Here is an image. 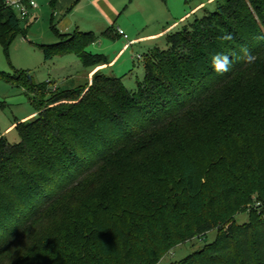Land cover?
<instances>
[{"label":"trees","instance_id":"16d2710c","mask_svg":"<svg viewBox=\"0 0 264 264\" xmlns=\"http://www.w3.org/2000/svg\"><path fill=\"white\" fill-rule=\"evenodd\" d=\"M54 29L59 41L40 46L46 60L110 64L87 51L93 32ZM21 34L0 0V42L8 48ZM165 38L168 49L141 56L136 92L102 70L85 89L16 79L36 116L16 122L19 142L0 134L1 264H156L213 231V242L173 264H264V0H221ZM197 146L211 157L198 158ZM213 173L222 182L207 198ZM254 195L260 214L238 223ZM206 208L221 218H204ZM50 216L55 224L26 252L2 257Z\"/></svg>","mask_w":264,"mask_h":264},{"label":"rangeland","instance_id":"374dc122","mask_svg":"<svg viewBox=\"0 0 264 264\" xmlns=\"http://www.w3.org/2000/svg\"><path fill=\"white\" fill-rule=\"evenodd\" d=\"M38 7L30 9L29 17L24 20L21 16L22 34L17 37L7 48L0 42V134L6 136L11 143L20 140L18 132L13 129L5 132L15 122H21L24 118L34 113L29 94L17 86L16 79L21 74L23 78L28 77L36 84L51 81L62 87L87 88L91 85L94 75L98 71L85 69L80 59L73 55H59L52 60H46L41 45H52L58 42V35L54 27L61 28L60 24L65 18H70L76 22L81 31H92L95 35V42L87 51L91 54L105 55L111 62L125 46V44L135 38H144L152 34L163 32L164 29L171 28L170 32L181 30L194 23L197 18H203L208 13L216 9L217 3L221 0H105L106 4H113L118 8V15L112 17L107 11H100L91 0H80L79 3H72L69 10L61 13L58 4L61 0H34ZM55 3V4H54ZM73 5V6H72ZM104 10V9H103ZM124 29V36L113 40L109 37V29L115 32L118 27ZM72 29L71 32L75 30ZM62 33L60 30H58ZM166 36L154 39H141L136 42L130 50L123 53L120 61H116L107 69H103L107 75L123 77L124 84L130 91H138V82H142L145 75L143 65L144 56L159 48L168 49ZM31 117L30 119L34 118ZM196 156L200 159L210 158L208 150L201 146L196 147ZM210 185L206 189V196L212 197L215 193L212 188L221 184L222 177L217 173L210 176ZM253 196V202L245 204L237 210L234 216L238 223L246 224L252 222L260 212L256 205L259 199ZM130 200V209L141 212L142 209L133 205ZM134 206V208H132ZM209 218L215 215V219H220V212L210 211ZM37 222V221H36ZM36 227L27 235L21 244L5 252L4 256L9 262L14 261L19 254L26 252L32 241L48 232L49 228L55 224L52 216L43 220H38ZM38 230V231H37ZM217 237V232L209 234L206 242L193 239L179 242L172 246V249L163 253L156 264H173L179 262L195 251L211 243ZM29 238V239H28ZM155 244L165 247L163 240L154 241ZM145 247L142 245L140 250ZM1 262L6 263L4 260Z\"/></svg>","mask_w":264,"mask_h":264},{"label":"crops","instance_id":"0c3cea01","mask_svg":"<svg viewBox=\"0 0 264 264\" xmlns=\"http://www.w3.org/2000/svg\"><path fill=\"white\" fill-rule=\"evenodd\" d=\"M54 1H56V0H54ZM74 1L75 0H61L59 2V4H58V7L61 10V13L66 11V9H68L69 6H71L72 3L74 4ZM76 1H75V3H76ZM91 1L96 4V6L98 7V9L100 11H107L106 13H109V15H111V16L113 15L112 17L118 15V8H116V6H114L112 3L111 4H106V3H104L105 0H91ZM118 1H121V0H118ZM79 2H80V0L78 1V3ZM60 27L61 28H59L58 30H60L62 32L61 34H73L75 32H84V33L92 32V31H81L80 27L76 25V22H74V20H72L70 18H65L61 22ZM74 27H76L75 30L73 32H71ZM171 28H172V26L170 28L164 29L163 32H159L158 34H152V35L146 36L144 38H139L138 37V38L131 39V40H129L127 38L126 40H129V41L125 44L124 48L116 56H114L115 57L114 60H112L110 62V64H108V65H104V66H100V67L96 68L95 71L107 69L111 65L116 63V61H120V59L122 58L123 53L125 51H127V50H130L131 47L134 46L135 43L140 41L141 39H154V38H157V37H161L162 38V37L166 36L170 32ZM118 30L124 31V29H121L120 26L118 27ZM115 34L118 35V31L115 30ZM58 41H59V39H58ZM33 116H36V115L32 114V115L24 118L21 122L30 120V118L33 117ZM15 127H16V122L12 124V126L5 132V134L8 133L9 131L15 129Z\"/></svg>","mask_w":264,"mask_h":264},{"label":"built area","instance_id":"2783aa9c","mask_svg":"<svg viewBox=\"0 0 264 264\" xmlns=\"http://www.w3.org/2000/svg\"><path fill=\"white\" fill-rule=\"evenodd\" d=\"M6 4L12 7L22 19L29 17L30 9L37 8L38 5L34 0H5ZM119 33L127 39V35L122 30ZM141 58V56H139Z\"/></svg>","mask_w":264,"mask_h":264},{"label":"clouds","instance_id":"9594fccd","mask_svg":"<svg viewBox=\"0 0 264 264\" xmlns=\"http://www.w3.org/2000/svg\"><path fill=\"white\" fill-rule=\"evenodd\" d=\"M225 59L227 60V57H225ZM215 60H216V58L214 57V65H215ZM221 67H227V64H225V65H221Z\"/></svg>","mask_w":264,"mask_h":264}]
</instances>
